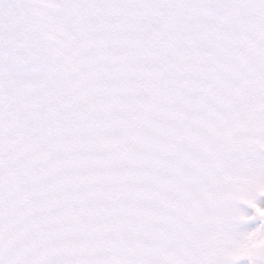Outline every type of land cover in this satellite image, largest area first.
Masks as SVG:
<instances>
[{
  "label": "snow or ice",
  "instance_id": "snow-or-ice-1",
  "mask_svg": "<svg viewBox=\"0 0 264 264\" xmlns=\"http://www.w3.org/2000/svg\"><path fill=\"white\" fill-rule=\"evenodd\" d=\"M0 264H264V0H0Z\"/></svg>",
  "mask_w": 264,
  "mask_h": 264
}]
</instances>
